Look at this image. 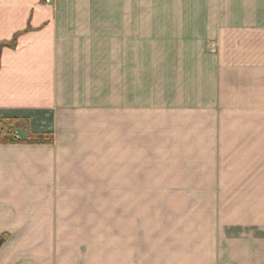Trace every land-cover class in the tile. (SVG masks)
<instances>
[{"label":"rangeland","instance_id":"1","mask_svg":"<svg viewBox=\"0 0 264 264\" xmlns=\"http://www.w3.org/2000/svg\"><path fill=\"white\" fill-rule=\"evenodd\" d=\"M222 7L223 30L188 33L185 47L149 42L113 48L104 63L64 64L73 80H62L56 108L69 126L30 127L49 140L7 145L57 152L46 191L75 196L65 214L94 218L81 226L105 231L130 215L151 228L153 216L167 226L168 216L223 210L264 222V0Z\"/></svg>","mask_w":264,"mask_h":264},{"label":"crops","instance_id":"2","mask_svg":"<svg viewBox=\"0 0 264 264\" xmlns=\"http://www.w3.org/2000/svg\"><path fill=\"white\" fill-rule=\"evenodd\" d=\"M51 1L0 0V44L16 37L0 51V118H27L35 133L70 124L56 108L64 105L62 80L72 79L64 64L104 63L113 48L145 43L185 47L186 34L218 22L223 30L222 0ZM57 155L43 146L0 145V264H264V222L242 211L168 216L167 226L153 216L151 228L130 215L105 231L81 226L94 218L65 214L78 205L75 196L47 194Z\"/></svg>","mask_w":264,"mask_h":264},{"label":"trees","instance_id":"3","mask_svg":"<svg viewBox=\"0 0 264 264\" xmlns=\"http://www.w3.org/2000/svg\"><path fill=\"white\" fill-rule=\"evenodd\" d=\"M16 44V37L8 43L0 44V51L3 47L13 48ZM19 132H25V136L19 137ZM48 134H33L30 131V122L27 118L19 117H1L0 118V144L17 145V144H34L43 140H49ZM32 142V143H31ZM6 240L5 236L0 237V248Z\"/></svg>","mask_w":264,"mask_h":264}]
</instances>
